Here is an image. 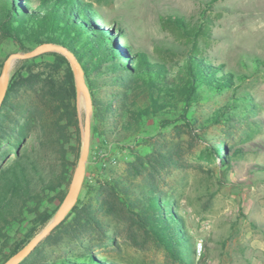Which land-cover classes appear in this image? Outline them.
Returning a JSON list of instances; mask_svg holds the SVG:
<instances>
[{
	"label": "trees",
	"instance_id": "trees-1",
	"mask_svg": "<svg viewBox=\"0 0 264 264\" xmlns=\"http://www.w3.org/2000/svg\"><path fill=\"white\" fill-rule=\"evenodd\" d=\"M101 20L104 18L92 4L83 0H0L3 38L22 50L49 43L78 54L90 88L96 136L108 150L89 162L82 193L65 218L18 264H122L109 259L106 249L118 247L119 231L131 237L135 230L150 235L172 260L189 264V237L184 235L182 219L175 212L177 206L157 186L160 171L176 162L172 152L152 148L141 153L134 144L140 145L141 134L150 132V126L182 127L197 138H205L200 133L217 126L231 128L235 112L252 113L253 106L250 98L232 94L221 106L210 111L200 109L203 102L235 92V80L240 78L222 65L212 64L195 47L196 38L205 34L182 18L173 17L171 23L192 38L193 45L184 53L179 72L144 52H132L119 42L125 38L121 29L104 26ZM54 56L47 65L53 69L63 61ZM254 66L258 68V61ZM48 70L12 77L0 105V263L22 249L52 218L79 156L78 147L73 161L67 152L69 127L78 132L72 73L67 68L65 81L57 82L52 75L55 70ZM37 87L40 97L51 105L52 145L58 154L56 168L49 167L46 175L48 166L43 168L27 149H18L19 143L14 144L13 139L19 140L20 133L7 125L13 109L9 101L17 89ZM108 88L114 91L103 93ZM28 112L35 115L32 108ZM132 141L129 159L123 170L117 171L114 161L106 157L113 147H125ZM232 150V155L241 152L240 147ZM11 151L13 158L9 157ZM210 151L214 159L223 162L220 153L228 152V148L222 144ZM24 226L28 230L14 240L10 236L13 228L18 231ZM53 248L59 251L55 258L48 252Z\"/></svg>",
	"mask_w": 264,
	"mask_h": 264
},
{
	"label": "rangeland",
	"instance_id": "rangeland-1",
	"mask_svg": "<svg viewBox=\"0 0 264 264\" xmlns=\"http://www.w3.org/2000/svg\"><path fill=\"white\" fill-rule=\"evenodd\" d=\"M83 1L92 4L104 18L105 21L101 20L104 26L121 29L125 36L119 39L121 44L128 45L132 52L141 51L153 60L164 61L173 72H179L184 53L193 45V39L171 23L173 17L182 18L190 27L205 34L196 38L195 47L212 64H220L224 70L240 78L235 80V92L203 102L200 106V109L210 111L223 105L232 94L234 97L250 98L254 111H236L231 128L211 127L200 133L205 138H197L182 127L175 130L150 126V132L141 134L140 145L134 146L141 153L152 148L172 152L176 162L160 171L157 186L163 196L177 206L175 212L182 219L184 235L189 237V264H253L252 255L260 252V247L252 248V236H256L257 242L261 237L264 239V64H260L264 62V0ZM38 46L22 50L0 35V64L3 65L12 53H27ZM74 56L79 61L78 54L74 53ZM243 60L248 63L247 67ZM255 60L259 65L257 69ZM52 61L49 53L14 61L7 74V86L9 80L12 77L17 79L18 75L55 70L48 67ZM52 75L57 82L62 80V70H55ZM106 91L110 93L114 90L108 88L103 93ZM9 103L13 109L7 125L20 133L19 140L13 139V143H19L21 151L27 149L33 159L43 163V168L48 166L44 174H49V167L56 168L58 156L57 148L52 145L51 105L40 97L38 87L17 89ZM29 108L34 110L35 115L29 114ZM77 119L78 132L74 126L67 131V152L72 161L76 147L79 154L82 147V110L77 113ZM94 126L92 114L84 176L86 169L89 170V162L100 153L101 156L108 153L101 146ZM222 144L228 148V152L220 153V160L224 163L214 159L210 151ZM130 145L133 141L125 147H113L110 155L105 156L114 161L117 171H122L124 162L129 159ZM239 147L241 152L232 155V149ZM9 157L13 158L12 151ZM44 227L37 229L35 235ZM15 230L13 228L10 236L19 240L28 227ZM199 241L202 251L198 257L195 245ZM116 242L118 247L109 246L107 255L122 264H181L172 260L150 235L140 230H135L131 237L125 231H119ZM48 252L54 258L59 255L54 248Z\"/></svg>",
	"mask_w": 264,
	"mask_h": 264
},
{
	"label": "water",
	"instance_id": "water-1",
	"mask_svg": "<svg viewBox=\"0 0 264 264\" xmlns=\"http://www.w3.org/2000/svg\"><path fill=\"white\" fill-rule=\"evenodd\" d=\"M45 53H49L53 57V61L55 59L54 55H58L63 58V61L58 62V66L55 68L56 71L62 70L61 81H63L65 78L67 68H69L72 73L76 93L77 113L82 110L84 114L82 147L80 150L76 167L71 177L68 190L57 211L55 212L51 220L48 222V224L37 235H35L22 249H20L17 253L11 256L4 264H18L21 260H23L31 253L35 246L43 238H45L56 225H58L65 218V216L75 205L79 197L84 177L85 164L89 147L90 118L93 114V105L86 75L79 61L75 58L72 52H70L65 47L46 43L39 45L38 47L27 53L10 54L4 60L0 73V105L4 99L7 89V74L14 61L30 59Z\"/></svg>",
	"mask_w": 264,
	"mask_h": 264
},
{
	"label": "crops",
	"instance_id": "crops-1",
	"mask_svg": "<svg viewBox=\"0 0 264 264\" xmlns=\"http://www.w3.org/2000/svg\"><path fill=\"white\" fill-rule=\"evenodd\" d=\"M253 242L251 243L252 248H257L258 245L260 247V252H256V254L252 255V263L253 264H264V239L261 237L260 242H257L256 236H252ZM259 253V255H258Z\"/></svg>",
	"mask_w": 264,
	"mask_h": 264
},
{
	"label": "built area",
	"instance_id": "built-area-1",
	"mask_svg": "<svg viewBox=\"0 0 264 264\" xmlns=\"http://www.w3.org/2000/svg\"><path fill=\"white\" fill-rule=\"evenodd\" d=\"M201 251H202V243L201 241H199L196 245H195V253L196 255L199 257L201 255Z\"/></svg>",
	"mask_w": 264,
	"mask_h": 264
}]
</instances>
